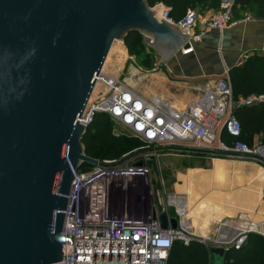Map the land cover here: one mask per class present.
Masks as SVG:
<instances>
[{"label": "water", "instance_id": "1", "mask_svg": "<svg viewBox=\"0 0 264 264\" xmlns=\"http://www.w3.org/2000/svg\"><path fill=\"white\" fill-rule=\"evenodd\" d=\"M136 32L165 60L189 37L146 0H0V264H61L75 170L100 164L79 119L114 42ZM159 221L181 229L166 211ZM209 250L227 264L230 249Z\"/></svg>", "mask_w": 264, "mask_h": 264}, {"label": "built area", "instance_id": "2", "mask_svg": "<svg viewBox=\"0 0 264 264\" xmlns=\"http://www.w3.org/2000/svg\"><path fill=\"white\" fill-rule=\"evenodd\" d=\"M234 1L220 0L219 9L210 15L188 9L177 22L171 17V8L165 4L160 3L154 10L160 12V20L177 25L189 36L184 48L191 51L202 41L205 32L229 30L251 18L249 15L242 19L235 17ZM261 101L264 96H251L241 105L251 106ZM97 114L109 118L113 135L119 137L122 132H129L145 147L141 148L143 152L122 163L102 160L98 165L81 170L83 163L75 170L78 178L73 180L64 212L62 233L69 235V240L63 246L61 264H168L172 247L177 242L188 245L196 240L209 249H239L248 235L254 233L251 228L243 230L229 243L191 233L186 229L175 199L171 204L177 208L176 216L181 222L179 230L162 228L159 215L166 211L164 209H154L143 215L118 216L109 210L106 200L115 187L130 190L133 184L131 191L141 192L140 182L148 178L150 171L151 151L159 148L250 158L264 166V147L240 140L242 127L234 115V96L227 79L207 85L190 108L178 111L159 98L142 97L122 78L105 73L103 68L79 123L87 129ZM176 216L169 214V218Z\"/></svg>", "mask_w": 264, "mask_h": 264}, {"label": "crops", "instance_id": "3", "mask_svg": "<svg viewBox=\"0 0 264 264\" xmlns=\"http://www.w3.org/2000/svg\"><path fill=\"white\" fill-rule=\"evenodd\" d=\"M154 7L151 9L154 10ZM197 10L203 15H210L218 8ZM154 13L162 21L159 18L160 12L154 10ZM246 15L251 18L229 30L205 32L202 41L193 46L191 51L185 50V39L166 60L153 47L156 40L150 36V41L143 44L147 48L146 55L151 58L150 65L145 67L138 59L130 58L138 67L130 68V79H123L124 82L144 98H159L178 111L190 108L207 85H213L219 79H227L231 85L232 69L243 67L255 54L264 56V18H257L252 12H246ZM174 26L180 30L177 25ZM141 35L144 41L147 35ZM243 100H234V111L242 106ZM260 139L256 137L255 144L259 145ZM151 153L150 162H153L159 152ZM177 179L181 189L178 198L190 201L191 196L192 203L188 202L187 207L182 205L184 212H187V219L190 216L189 223L194 227L188 226V229L197 228L204 236L210 237L217 231L214 238L227 243L247 229V226L264 237L262 164L254 159L237 156L213 157L204 168L189 169L187 173H180ZM182 219L186 220L184 216Z\"/></svg>", "mask_w": 264, "mask_h": 264}, {"label": "trees", "instance_id": "4", "mask_svg": "<svg viewBox=\"0 0 264 264\" xmlns=\"http://www.w3.org/2000/svg\"><path fill=\"white\" fill-rule=\"evenodd\" d=\"M149 7L163 3L171 8V17L181 20L188 9L197 10L206 7H220V0H146ZM251 8V12L257 18H264V0H235L234 15L242 19ZM199 11V10H197ZM184 14V16H183ZM130 55L143 52V37L141 33H132L125 39ZM151 58L145 55L141 63L148 67ZM231 88L235 101L240 98L248 99L251 96H264V56L253 55L243 67H235L230 72ZM234 115L242 127L240 140L253 146L256 137L264 147V101L254 103L251 106H240L235 109ZM112 123L104 114H97L93 124L88 128V134L83 139V145L87 156L102 160L120 161L126 155L131 154L145 145L133 136H115L112 133ZM91 164L84 163L81 170L88 169ZM168 264H211L209 248L194 240L188 245L177 242L171 250ZM227 264H264V237L250 233L247 241L239 248H230Z\"/></svg>", "mask_w": 264, "mask_h": 264}, {"label": "rangeland", "instance_id": "5", "mask_svg": "<svg viewBox=\"0 0 264 264\" xmlns=\"http://www.w3.org/2000/svg\"><path fill=\"white\" fill-rule=\"evenodd\" d=\"M251 11V8H247L244 9L243 12ZM146 52L147 48L145 47L143 52L140 54V57L137 55L132 56L129 54L125 41H115L106 59V68L104 71L111 76H117L122 79L128 78L129 80L131 74L130 68L132 66L138 67V65L133 60L138 59V62L141 63V60L145 57ZM130 58H133V60ZM120 136L132 135L129 132H122ZM140 150L141 149H137L131 154L136 153ZM213 157L220 158L225 156L213 154H198L193 152L180 151L177 149H169V151L164 150L159 152L158 156L153 160V162H150V171L148 178L140 182L143 190L139 193L131 191L133 188V184H131L130 190H119L114 186L115 188H113L112 194L106 198L110 206L109 210L114 215L118 216H122L125 214H149L154 209H159L160 211L164 209L168 213L176 215L178 213L177 208L176 206L171 204V201L172 198H175L177 201L180 200L178 198L180 197L178 194H180L179 192L181 189L178 186L179 181L177 179L179 174L187 173V171L192 168H204L209 164L211 158ZM183 189L184 188H182V190ZM185 190L187 189L185 188ZM190 195L191 194H189V196ZM182 202V205L187 207L188 202H190V204L192 203L191 196L190 201ZM188 218L190 219V216ZM194 226L196 227L195 223ZM249 228L250 226H247V229L244 230L248 231ZM198 230L197 228H195L194 230L191 229L190 232L194 234L204 235L203 232L200 233ZM217 233L218 232L216 231L211 238L214 239V236H216Z\"/></svg>", "mask_w": 264, "mask_h": 264}, {"label": "bare ground", "instance_id": "6", "mask_svg": "<svg viewBox=\"0 0 264 264\" xmlns=\"http://www.w3.org/2000/svg\"><path fill=\"white\" fill-rule=\"evenodd\" d=\"M105 68H106V66L104 65V70H105ZM223 174V173H222ZM221 177V176H220ZM223 177V176H222ZM218 178V177H217ZM221 180V179H220ZM218 181V180H217ZM222 182H224L223 180H222ZM222 184V183H221ZM222 186V185H221ZM249 193H250V191H249ZM261 193V192H260ZM258 196V195H257ZM173 199H175V198H172V202H173ZM180 200L176 203V205L178 206V210H179V213L182 215V217L184 216L185 218H186V220H185V222H186V229L187 230H191V229H188V226L190 227V228H192L193 227V224H190L189 223V218L187 219V215H186V213L184 212V210H183V207H182V204H183V202H182V200H183V198H179ZM261 199V198H260ZM176 200V199H175ZM184 201V200H183ZM250 206V205H249Z\"/></svg>", "mask_w": 264, "mask_h": 264}]
</instances>
